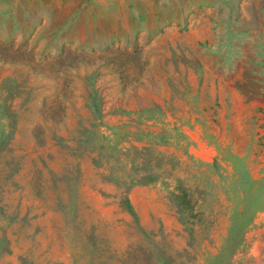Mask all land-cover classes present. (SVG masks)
<instances>
[{"label": "rangeland", "instance_id": "1", "mask_svg": "<svg viewBox=\"0 0 264 264\" xmlns=\"http://www.w3.org/2000/svg\"><path fill=\"white\" fill-rule=\"evenodd\" d=\"M0 264H264V0H0Z\"/></svg>", "mask_w": 264, "mask_h": 264}]
</instances>
